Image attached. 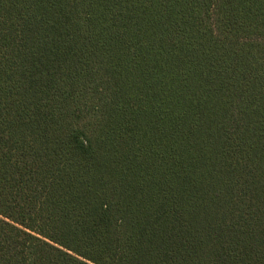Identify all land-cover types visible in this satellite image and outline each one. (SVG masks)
<instances>
[{
	"label": "trees",
	"instance_id": "obj_1",
	"mask_svg": "<svg viewBox=\"0 0 264 264\" xmlns=\"http://www.w3.org/2000/svg\"><path fill=\"white\" fill-rule=\"evenodd\" d=\"M0 264H264V0H0Z\"/></svg>",
	"mask_w": 264,
	"mask_h": 264
}]
</instances>
